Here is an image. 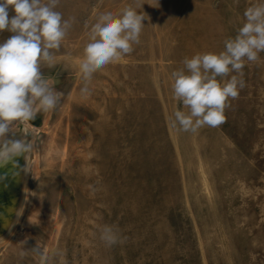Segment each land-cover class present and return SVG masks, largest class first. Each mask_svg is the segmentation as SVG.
<instances>
[{"label": "rangeland", "instance_id": "rangeland-1", "mask_svg": "<svg viewBox=\"0 0 264 264\" xmlns=\"http://www.w3.org/2000/svg\"><path fill=\"white\" fill-rule=\"evenodd\" d=\"M135 2L60 0L56 10L74 20L52 50L54 67L41 70L63 97L18 126L31 129L36 149L0 264H40L37 245L61 253L52 264H264V52L245 61V87L222 124L196 134L172 124L187 109L173 98L171 73L185 58L223 51L258 0H139L148 17L140 43L81 95L91 25ZM11 35L0 32V43ZM105 225L123 242L105 244Z\"/></svg>", "mask_w": 264, "mask_h": 264}, {"label": "clouds", "instance_id": "clouds-1", "mask_svg": "<svg viewBox=\"0 0 264 264\" xmlns=\"http://www.w3.org/2000/svg\"><path fill=\"white\" fill-rule=\"evenodd\" d=\"M59 4L60 0H0V32L13 34L0 43V167L22 155L29 160L36 149L34 139H8L6 134L22 131L34 137L29 127L18 126L29 124L37 113L55 110L63 97L41 70L42 64L54 67L52 50L60 49L74 20L63 19L56 10ZM142 5L136 0L135 6L129 5L118 14L101 13L91 25L79 65L84 82L81 95L91 94L94 73L132 53L133 45L140 43L143 21L148 19L138 12ZM10 7L15 12L11 18ZM244 17L236 36L224 41L223 51L185 58L184 67L171 73L173 98L187 109L177 108L173 127L196 134L205 126L216 127L225 121L228 101L245 87V61L256 62L264 52V0L249 6ZM100 238L108 246L123 242L111 225L104 226ZM30 251L40 258V264H52L54 257L61 255L58 251L47 253L38 245ZM27 252L22 250L21 258Z\"/></svg>", "mask_w": 264, "mask_h": 264}, {"label": "water", "instance_id": "water-1", "mask_svg": "<svg viewBox=\"0 0 264 264\" xmlns=\"http://www.w3.org/2000/svg\"><path fill=\"white\" fill-rule=\"evenodd\" d=\"M22 158V156L15 157L13 161L0 167V239L11 229L21 202L25 174L24 172L20 180L19 169ZM11 217L13 219L7 229L6 223Z\"/></svg>", "mask_w": 264, "mask_h": 264}, {"label": "bare ground", "instance_id": "bare-ground-1", "mask_svg": "<svg viewBox=\"0 0 264 264\" xmlns=\"http://www.w3.org/2000/svg\"><path fill=\"white\" fill-rule=\"evenodd\" d=\"M28 135L29 134H27V135H23L22 136V138L21 139H25V140H27V137H28ZM22 165L20 166V169H19V174H20V180H21V178H22V175L24 174V172H25V166H26V161H27V159H25V156L24 155H22ZM21 182V181H20ZM12 219H13V217H11L10 219H8L7 220V223H6V227H7V229L9 228V226H10V224H11V222H12Z\"/></svg>", "mask_w": 264, "mask_h": 264}]
</instances>
